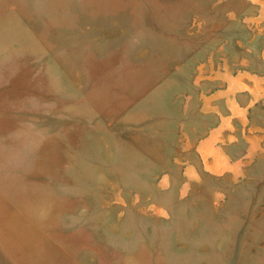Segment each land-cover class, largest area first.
<instances>
[{
	"label": "rangeland",
	"instance_id": "obj_1",
	"mask_svg": "<svg viewBox=\"0 0 264 264\" xmlns=\"http://www.w3.org/2000/svg\"><path fill=\"white\" fill-rule=\"evenodd\" d=\"M0 264H264V0H0Z\"/></svg>",
	"mask_w": 264,
	"mask_h": 264
}]
</instances>
